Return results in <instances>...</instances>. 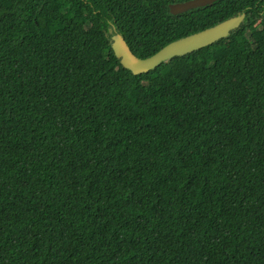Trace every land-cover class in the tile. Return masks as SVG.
I'll list each match as a JSON object with an SVG mask.
<instances>
[{
    "label": "trees",
    "instance_id": "trees-1",
    "mask_svg": "<svg viewBox=\"0 0 264 264\" xmlns=\"http://www.w3.org/2000/svg\"><path fill=\"white\" fill-rule=\"evenodd\" d=\"M180 1L0 0V264H264V0Z\"/></svg>",
    "mask_w": 264,
    "mask_h": 264
},
{
    "label": "water",
    "instance_id": "water-1",
    "mask_svg": "<svg viewBox=\"0 0 264 264\" xmlns=\"http://www.w3.org/2000/svg\"><path fill=\"white\" fill-rule=\"evenodd\" d=\"M216 0H185L169 4V10L173 14L185 12L189 9L212 4ZM245 12L232 15L209 27L187 34L163 45L153 54L147 57L137 56L129 47L121 33L108 29L111 34V46L123 67L134 74L146 72L159 66L163 62L171 60L175 56H181L195 51L201 47L210 45L217 40L227 37L244 22Z\"/></svg>",
    "mask_w": 264,
    "mask_h": 264
}]
</instances>
